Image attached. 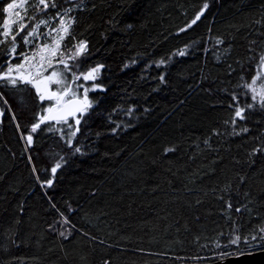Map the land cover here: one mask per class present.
<instances>
[{
	"label": "trees",
	"instance_id": "16d2710c",
	"mask_svg": "<svg viewBox=\"0 0 264 264\" xmlns=\"http://www.w3.org/2000/svg\"><path fill=\"white\" fill-rule=\"evenodd\" d=\"M28 3L30 22L73 9L64 72L91 107L31 133L47 102L0 85V264L207 263L264 248L251 239L264 233V108H247L245 87L264 56V0ZM97 66L92 89L82 74Z\"/></svg>",
	"mask_w": 264,
	"mask_h": 264
},
{
	"label": "snow or ice",
	"instance_id": "6c2138e0",
	"mask_svg": "<svg viewBox=\"0 0 264 264\" xmlns=\"http://www.w3.org/2000/svg\"><path fill=\"white\" fill-rule=\"evenodd\" d=\"M28 0H21V3H16V0L8 3L7 6L3 9L4 13H11L13 9L24 8L25 3ZM34 7L39 12H46L50 7H57V0H36ZM204 8H207V4L204 5ZM73 9L68 8L61 12H57L55 16L50 17V19L59 18L58 27L52 28L48 33V36L52 37L53 44H43L41 45L31 56L26 55L25 53H17V36H19L26 28H28V23L24 22V16H27V10L25 9L24 16H21L19 12L15 15L18 19H4L3 23L0 24V45H9L8 47V56L10 57L6 66L0 69V85L11 88H19L20 86H28L35 90L40 101L50 100L55 101V103L45 109L44 114L39 115L38 123H35L31 126V133L36 132L41 124L46 122H56L68 124L69 117H76L77 114H83L87 112L88 108L91 107L90 102L87 98V89L84 90V95L82 100H78L76 92L65 82V78L62 73L57 71H52L50 74L45 75L48 69L53 67V60L58 55H61L60 48L62 42L70 34L72 25L74 23V17H70L69 13ZM200 18L199 14L192 23H196V20ZM30 20H35V17H29ZM49 20L41 19L33 23L31 29L23 36V41L25 43H31V37H35L39 34V27L41 24L47 25ZM15 31L13 30V26ZM56 33V36L52 34ZM54 45V46H53ZM75 56L83 55L87 50V44L85 41H80L75 46ZM179 55L183 56L185 53L183 50L179 51ZM17 55L20 56L21 62L12 63V59ZM74 58V57H70ZM57 63L64 64L66 70H70L69 65L65 63L63 59L56 61ZM164 61H161L163 63ZM100 67L97 66L92 68L88 73L82 74L84 80H93L95 79V74L99 71ZM79 79V77H76ZM161 79H163L161 77ZM259 81V85L257 82ZM52 85L60 86L58 91L52 90ZM245 87L251 93V100L253 103L247 105L248 109L253 108L258 105L261 108H264V56L260 58V64L258 65V70L256 75L252 78V81L247 83ZM3 97L0 96V99ZM70 98V99H66ZM233 99H237L235 96ZM5 103L7 101L5 100ZM2 109H0V114H2ZM246 109L244 107L237 106L235 109L234 116L238 119H244V113ZM235 122V120L233 121ZM75 123L78 125L80 123L79 119L75 120ZM68 127L71 128L72 125L68 124ZM247 131V129H243ZM76 132L72 131L71 136H75ZM28 145L32 144L33 137L31 134H28L24 137ZM76 151L79 152L80 149L76 148ZM255 151V150H254ZM60 163H57L52 169V173H55L58 168H60ZM48 185L53 183L52 180L46 182ZM63 235V233H61ZM252 242H258L261 246H264V233L259 236H254L251 238ZM241 237L235 236L230 239V245H237L240 243ZM245 243H248L247 238H245ZM218 243L216 247H220Z\"/></svg>",
	"mask_w": 264,
	"mask_h": 264
},
{
	"label": "rangeland",
	"instance_id": "374dc122",
	"mask_svg": "<svg viewBox=\"0 0 264 264\" xmlns=\"http://www.w3.org/2000/svg\"><path fill=\"white\" fill-rule=\"evenodd\" d=\"M16 3H18V4L21 3V0H16ZM27 3H25L24 8H16V9H13L11 11V13H8L7 19L9 17H11V19H18L16 17V15H15L17 12H19L21 16H24L25 9L27 10V15H28V6H27ZM41 19L49 20V23L47 25L41 24L40 27H39V34L36 35L35 37H31L30 39H31L32 42L31 43H27L28 45L34 44L35 50L33 52H35L43 44H50V45L53 44L52 37L48 36V33L51 31L52 28L58 27V24H59V18H57V19H50L48 17H44L43 16L39 20H41ZM24 22L28 23V29H27L28 31L31 29L33 23H35V22L27 21V16H24ZM15 27L16 26L14 25L13 26V30L14 31H15ZM52 35L53 36H56L57 34L56 33H53ZM63 46H64V41L62 42L61 48H60L61 55H58L57 57L54 58V60H53V67L50 68V69H48L47 72H45V75L50 74L52 71L60 72V73L63 74V76L65 78L66 84H68V80H67L68 78L66 77V74L64 72V70H65L64 64H60V63H57L56 62L60 58H62V59L65 58L64 57L65 56V52L63 50ZM33 52H29L27 55L28 56H31L33 54ZM68 55H70V54H68ZM65 63L68 64L66 61H65ZM90 70H88L84 74L88 73ZM99 71H100V69H99ZM99 71L95 74V79H93V80H84L85 82H91L90 87L92 89H94V88L97 87V84L95 83V81H96V79H97V77L99 75ZM257 84L259 85V83H257ZM81 85L84 86V84H81ZM51 87H52V90L53 91H58L59 88H60V86H58V85H52ZM85 89H87V95H88V88L87 87H85L82 90H79V89H76L75 90L77 98L83 99V95H84V90ZM87 98H88V96H87ZM44 102H47L46 103V107H45L46 109L49 106H51V105H53L55 103V101H50V100H44ZM88 102H89V98H88ZM76 119H79L78 116H76Z\"/></svg>",
	"mask_w": 264,
	"mask_h": 264
},
{
	"label": "water",
	"instance_id": "95a60500",
	"mask_svg": "<svg viewBox=\"0 0 264 264\" xmlns=\"http://www.w3.org/2000/svg\"><path fill=\"white\" fill-rule=\"evenodd\" d=\"M77 99L82 100L80 98ZM186 264H264V248L227 255L214 262H191Z\"/></svg>",
	"mask_w": 264,
	"mask_h": 264
},
{
	"label": "bare ground",
	"instance_id": "6f19581e",
	"mask_svg": "<svg viewBox=\"0 0 264 264\" xmlns=\"http://www.w3.org/2000/svg\"><path fill=\"white\" fill-rule=\"evenodd\" d=\"M31 1H32V0H31ZM29 3H30V2H29ZM29 3H28V4H29ZM30 4H31V3H30ZM27 6H29V5H27ZM78 12H79V11H78ZM36 110H37V109H36ZM42 112H43V111H42Z\"/></svg>",
	"mask_w": 264,
	"mask_h": 264
}]
</instances>
